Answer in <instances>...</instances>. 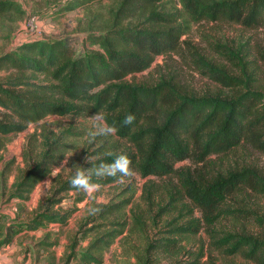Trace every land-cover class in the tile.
<instances>
[{
  "label": "trees",
  "instance_id": "1",
  "mask_svg": "<svg viewBox=\"0 0 264 264\" xmlns=\"http://www.w3.org/2000/svg\"><path fill=\"white\" fill-rule=\"evenodd\" d=\"M103 1L65 0L55 15L60 17L79 9L92 12ZM23 12L19 1L0 0V21ZM202 21L235 23L247 29L263 27L264 0H117L104 18L96 16L88 23L84 37L28 41L0 55V71L8 73L0 81L2 186L15 163L10 160L1 168L4 138L36 125L27 136L23 150L26 168L13 185L10 199L28 202L38 185L61 166L67 150L74 149L68 139L79 136L75 127L57 132L44 123L48 117L86 119L102 110L107 123L118 129L116 136L129 146L107 154L101 150L95 163H110L115 155L126 154L132 161V170L143 178L177 180L184 197L205 221L202 225L200 220H192L188 226L173 229L169 238L148 242L144 264H162L157 257L160 254L177 257L184 250L182 240L198 236L204 227L217 249L225 248L228 254L264 264V235L217 236L213 230L221 219L252 220L251 211L230 209L227 201L250 191L264 196V177L250 167L225 174H216L210 167L211 157L225 156L243 146L264 156V94L209 63H204L208 71L221 75L213 78L235 90L232 97H199L184 93L165 80L154 86L126 82L127 77L150 69L159 56L180 52L191 25ZM129 113L136 121L124 126L122 121ZM186 161L196 167L177 168V164ZM91 167L83 166L85 170ZM72 175L65 181L60 173L53 177L50 195L41 201L28 222H15L6 228L0 249L11 245L21 233L51 224L62 228L69 224L76 209L55 208L62 204L63 195L77 191L69 186ZM92 180L102 186L113 183L112 178L93 176ZM83 200L78 197L75 204ZM127 203L97 206V216L91 217L90 223H103L81 229L82 239L90 233L95 236L88 248L80 252L76 249L81 241L73 238L65 264H103V254L128 227L125 222L108 218L122 212ZM57 245L55 241L42 243L51 248ZM203 255H192L189 261L174 264H201Z\"/></svg>",
  "mask_w": 264,
  "mask_h": 264
},
{
  "label": "rangeland",
  "instance_id": "2",
  "mask_svg": "<svg viewBox=\"0 0 264 264\" xmlns=\"http://www.w3.org/2000/svg\"><path fill=\"white\" fill-rule=\"evenodd\" d=\"M21 3L23 13L10 15L0 21V55L16 49L28 41L56 40L68 36H85L88 23L96 16L104 18L106 12L117 0H104L101 5H95L92 12L84 9L76 10L57 17L55 12L62 8L65 0H17ZM35 18L34 25L29 22ZM186 42L180 52L159 56L152 67L142 73L126 78L130 84L154 86L165 80L175 84L182 92L199 97H232L234 89L224 86L213 77L220 74L209 72L204 63H209L216 69L225 71L233 78L244 81L253 90L264 94V26L247 29L241 25L229 22L202 21L191 25L190 32L183 37ZM79 44V43H78ZM8 73L0 71V81L5 80ZM244 85L242 88L244 89ZM70 118L48 117L46 123L57 132L72 126L79 133L75 139H68L74 145L69 163L60 172L65 181L70 178L76 165L83 168L85 158L90 154L99 159L101 150L106 154L117 150H124L129 145L121 141L118 136H98L92 140L87 132L94 121ZM36 125H31L27 131L4 138L5 149L1 152L3 163L14 160L9 176L2 186L0 179V239L6 228L15 222H28L37 212L43 199L50 195L53 175L38 185L28 202L11 200L13 185L25 170L23 150L27 136L33 133ZM27 134V135H26ZM132 148V147H131ZM97 159V160H98ZM212 171L225 174L229 170L250 167L257 170L264 177V156L247 146L237 148L225 156L210 158ZM194 168L190 161L177 164V168ZM69 168V169H68ZM51 181L50 183H47ZM47 183V184H45ZM96 199H89L83 192L74 191L63 195L65 199L57 206L56 211L76 209L69 224L62 228L58 224H51L47 228L17 235L11 245L0 249V264H65L67 249L72 239L81 241L77 252L88 248L95 236L90 233L85 239L81 229H91V217L97 216L90 209L99 205H115L127 203L122 212L110 215L108 221H121L128 227L111 248L103 254V264H144L146 244L160 237L169 238L173 229L188 226L192 220L205 221L201 212L184 197L178 181L169 177L143 178L136 171L123 183H111L102 187L95 194ZM78 197L83 201L75 204ZM227 207L230 209H244L251 211L252 220L233 222L231 219H221L213 227L218 235L225 233L249 234L260 237L264 235V196L254 192L236 194L229 198ZM254 213V214H253ZM254 217V218H253ZM255 219V220H254ZM84 223H88L83 227ZM83 227V228H82ZM175 238V237H174ZM179 239V237H176ZM57 242L54 248L42 246V243ZM206 227L196 237L182 240L184 250L178 256L160 254L157 256L162 264H174L177 261H189L192 255H200L201 264H255L239 254H228L226 249H217L213 244ZM152 255H149L151 257ZM53 257L55 261L53 262Z\"/></svg>",
  "mask_w": 264,
  "mask_h": 264
},
{
  "label": "clouds",
  "instance_id": "3",
  "mask_svg": "<svg viewBox=\"0 0 264 264\" xmlns=\"http://www.w3.org/2000/svg\"><path fill=\"white\" fill-rule=\"evenodd\" d=\"M89 120L94 121L89 127L87 135L95 140L98 136H115L118 129L111 124L107 123L106 117L103 111H99L93 117H88ZM77 126L80 125V118H76ZM136 121V117L132 114H126L122 121L124 126H131ZM71 150H67L65 154V159L63 160L60 167H55L52 175L58 174L63 168L69 163V158L72 155ZM98 158L92 155H88L85 158V163H89L92 167L85 170L79 165H76L73 169H69L73 172V175L69 181V186L71 189L83 192L89 199H96V193L101 191L102 185L95 183L92 177L95 176L97 179L102 178H112L113 182L120 184L124 182V179L131 177L133 175V170L131 168L132 161L126 154L115 155V158L110 163L101 162L99 164L95 163ZM51 181L47 182L50 183ZM45 183V184H47ZM91 212L95 213L99 211L98 208L90 209Z\"/></svg>",
  "mask_w": 264,
  "mask_h": 264
},
{
  "label": "built area",
  "instance_id": "4",
  "mask_svg": "<svg viewBox=\"0 0 264 264\" xmlns=\"http://www.w3.org/2000/svg\"><path fill=\"white\" fill-rule=\"evenodd\" d=\"M35 20H36L35 18L31 19V21L29 22L30 27H32L34 25Z\"/></svg>",
  "mask_w": 264,
  "mask_h": 264
},
{
  "label": "crops",
  "instance_id": "5",
  "mask_svg": "<svg viewBox=\"0 0 264 264\" xmlns=\"http://www.w3.org/2000/svg\"><path fill=\"white\" fill-rule=\"evenodd\" d=\"M27 135V134H26ZM44 183V182H43Z\"/></svg>",
  "mask_w": 264,
  "mask_h": 264
}]
</instances>
